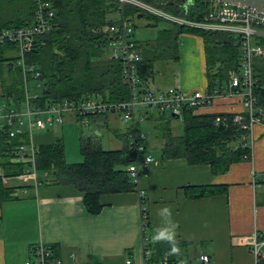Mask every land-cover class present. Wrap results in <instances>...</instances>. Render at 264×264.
Here are the masks:
<instances>
[{"label": "crops", "instance_id": "obj_1", "mask_svg": "<svg viewBox=\"0 0 264 264\" xmlns=\"http://www.w3.org/2000/svg\"><path fill=\"white\" fill-rule=\"evenodd\" d=\"M116 17L113 13L109 18L115 20ZM178 50L179 77L176 74L172 85L161 84L159 87L151 85L152 79L148 81L150 86L157 89L178 86L187 94L208 91L202 38L182 34L178 37ZM240 97L239 94H221L212 98L210 104L196 108L194 115L241 113L244 108ZM142 111V120L137 126L145 134L147 153L152 157L150 151L156 147L160 156L158 159L152 157L147 176L138 181L134 190L100 196L98 201L103 207L99 214L91 215L86 211L83 193L77 188L55 184L51 178L39 186L30 181L20 182L22 185L19 187L4 183L13 189L17 198L0 204V264H24L31 259V249L37 244L49 248L57 246L61 264H125L127 259L132 264H143L144 250L154 258L156 247H172L171 242L153 240L158 228L167 227L166 218L160 215L164 207L171 208V219L178 223L175 240L180 251L175 255L176 260L200 264L199 257L207 255V264L254 263L249 246L255 234L264 236L262 119L251 133L250 159L234 163L224 173L215 174L209 165H192L183 157H164L168 139L181 136L176 132L178 123L173 121L179 118ZM65 122L64 119L63 124ZM108 122V116L95 121L99 129L97 135L101 134V126H104L103 130L110 129ZM144 128H149L152 134L143 131ZM50 130L33 133L32 140L37 150L55 141ZM111 131L116 139L123 142L121 148H125L126 132ZM151 137L156 142H148ZM4 154L0 142V176L6 174ZM197 186L224 188V192L191 198L189 191ZM143 237L148 241L144 248Z\"/></svg>", "mask_w": 264, "mask_h": 264}, {"label": "trees", "instance_id": "obj_2", "mask_svg": "<svg viewBox=\"0 0 264 264\" xmlns=\"http://www.w3.org/2000/svg\"><path fill=\"white\" fill-rule=\"evenodd\" d=\"M138 1L192 22H200L213 3L211 0H190L185 11L181 3L183 0ZM40 7L44 17L53 12L52 17L46 18L52 27L50 32L35 38L34 50L24 53L23 57L20 53L18 56H8V52L18 51L17 46L8 41L0 44V105L8 104L10 99L16 103L20 101L23 97L24 78L33 80L30 73L23 72L20 60L25 67L32 66L40 74L39 78L44 85L42 101L86 96H100L108 103L127 100V89L121 80L119 62L109 55L111 38L102 31L106 25L113 24L114 21L109 17L116 13L117 2L0 0V32L31 26ZM122 16L131 22L134 19L146 20V27L156 28L160 22L169 25L160 31L156 41L137 43L141 50L137 74L143 84L152 80L162 67L179 60L178 37L182 34L199 36L204 42L207 93H213L216 87L226 83L228 72L239 67V45L237 39L229 33L188 29L147 14L131 4H124ZM255 42L264 49V38H255ZM252 68L256 81L254 105L257 111L262 112L264 123V56L256 57ZM30 86L33 89V83ZM194 110L183 108V134L168 139L164 157H183L192 165H209L215 174L224 173L232 164L250 159L249 151L241 147V131L232 124L231 115H223L229 124L222 127L214 124L215 115H194ZM0 142L4 152L19 143L18 140L7 141L3 134ZM98 144L93 138L82 139V162L76 164L65 162L60 140L40 146L36 154L37 170L48 172L51 182L55 184L77 188L83 193L85 209L91 215L99 214L103 207L98 201L100 196L130 192L136 187L127 172L130 163L127 148L105 150ZM6 160V163L3 162L5 177L18 175L22 171L21 167L9 162L7 155ZM190 190L191 198L224 192V188L212 186L191 187ZM16 198L13 189L7 188L0 177V204ZM50 248L58 257L57 246ZM154 252V259L167 255L171 260H176V254H171L169 246H158Z\"/></svg>", "mask_w": 264, "mask_h": 264}, {"label": "built area", "instance_id": "obj_3", "mask_svg": "<svg viewBox=\"0 0 264 264\" xmlns=\"http://www.w3.org/2000/svg\"><path fill=\"white\" fill-rule=\"evenodd\" d=\"M118 4L116 19L113 24L106 25L102 31L107 33L111 42L109 45L110 58L119 62L121 80L127 89V100L108 103L100 96H86L79 99H61L48 101L43 99V82L40 74L32 66L25 67L23 72L30 73L32 81L24 78L23 97L17 103L10 99L8 104L0 105V136L5 135L10 142L18 140V144L11 147L5 156L12 165L22 168L18 175L2 177L3 183L10 179L20 182L30 181L34 186L43 184L37 170V149L33 144V133L40 130L55 129L62 125L65 117H72L75 122L86 127L92 121L105 119L109 115H117L119 121L127 125L126 148L129 152L130 163L127 172L132 182L137 186L142 176H147L149 165L153 158L147 153L144 145L145 134L137 130V124L142 120L140 116L143 108L160 114H168L182 119V110L185 107L196 109L211 103L217 96L236 95L242 98L244 111L233 114L232 124L241 131V147L249 151L251 147V133L256 125L261 124V111L255 108L253 91L256 81L253 77V61L256 57L264 56V49L255 42V38H264V14L249 8H239L228 4L212 1L210 10L203 15L200 22H192L184 17L168 14L154 6L138 0H115ZM124 4H131L147 14L157 16L178 26H184L204 31L224 32L233 35L238 42L240 57L239 67L230 70L227 74L228 81L219 88V91L207 93L196 91L187 94L175 86L163 89L152 88L150 83H141L138 76L141 50L134 39L133 22L122 16ZM49 18L53 12L48 13ZM41 7L36 13V18L31 26L0 32V44L8 41L17 46L18 53L23 57L26 52L34 50L35 38L50 32L52 25L46 20ZM33 83V89L30 85ZM216 126L227 127L229 120L223 115L214 118ZM43 178H48L49 173L43 172ZM47 180V179H46ZM142 246L146 247L148 241L143 237ZM253 254V264H264V236L255 234L250 244ZM143 264H191L189 261L171 260L167 255L158 259L149 256L144 250ZM200 264H207L209 257L201 255ZM24 264H61L49 247L43 244L34 245L31 249V259ZM125 264H132L129 259Z\"/></svg>", "mask_w": 264, "mask_h": 264}, {"label": "rangeland", "instance_id": "obj_4", "mask_svg": "<svg viewBox=\"0 0 264 264\" xmlns=\"http://www.w3.org/2000/svg\"><path fill=\"white\" fill-rule=\"evenodd\" d=\"M189 2V1H188ZM190 3V2H189ZM189 7V4L187 8ZM134 24V39L137 41V43H151L157 40L159 33L161 30L169 27L168 24L165 22H160L156 28L152 27H146V20H133ZM179 51V50H178ZM8 56H18V51L15 52H8ZM19 61V60H18ZM159 67V64H157ZM158 69V68H157ZM156 69V70H157ZM179 69H180V60L177 62L169 63L168 65L162 67L160 70H158L157 74L154 76L153 80L150 82L151 85L154 84V87H159L161 84L165 85H172V82L174 80V75L177 74V78L179 77ZM178 70V73H177ZM207 78V77H206ZM153 82V83H152ZM216 91H219L217 88ZM146 109L143 108L142 112H145ZM109 122L106 123L110 129L103 130L104 126L100 127L101 134L97 135L98 127L96 126L95 121L90 122V124L86 127L81 126L72 118H65V123L62 127H60L57 130L51 129V137L56 140L59 139L63 143V153H64V159L65 162L68 164H76L82 162V156L80 152V144L82 139L87 138H93L94 140H97L103 149L105 150H118L122 147V141L116 139L114 134L111 130L117 131L119 134H124L128 128L127 125H124L121 123L117 117V115H109L108 117ZM175 123H178V127L176 129V132H178L180 135L183 134L184 129L183 127V121L173 120ZM137 130H140L137 127ZM143 131L150 132L152 134V131L149 128H144ZM158 134L160 131H156ZM160 139V137H159ZM148 142H156L152 137L149 138ZM147 142V143H148ZM158 142V141H157ZM152 154V157L155 159H158L160 156V150L156 147H154L153 151H150ZM152 165L149 166L148 170L151 168ZM148 174V171H147ZM144 177V176H142ZM40 180H42L43 184H46L48 181V178H43L42 175L39 174ZM47 179V180H46ZM50 179V177H49ZM7 184L9 186L13 187H19L22 184L20 181L16 179H10L7 181ZM188 261V260H186Z\"/></svg>", "mask_w": 264, "mask_h": 264}, {"label": "clouds", "instance_id": "obj_5", "mask_svg": "<svg viewBox=\"0 0 264 264\" xmlns=\"http://www.w3.org/2000/svg\"><path fill=\"white\" fill-rule=\"evenodd\" d=\"M160 215L166 218L167 227L158 228L156 234L153 236L154 241L165 240L172 243L171 254H178L180 249L176 246V229L178 223L174 222L172 217V211L170 207H164L160 210Z\"/></svg>", "mask_w": 264, "mask_h": 264}, {"label": "water", "instance_id": "obj_6", "mask_svg": "<svg viewBox=\"0 0 264 264\" xmlns=\"http://www.w3.org/2000/svg\"><path fill=\"white\" fill-rule=\"evenodd\" d=\"M190 0H183L182 6L187 9ZM218 3L228 4L239 8L254 9L257 12L264 14V0H211Z\"/></svg>", "mask_w": 264, "mask_h": 264}]
</instances>
